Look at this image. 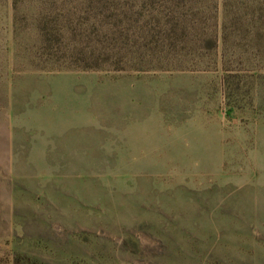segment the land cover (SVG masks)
<instances>
[{"label":"rangeland","instance_id":"1","mask_svg":"<svg viewBox=\"0 0 264 264\" xmlns=\"http://www.w3.org/2000/svg\"><path fill=\"white\" fill-rule=\"evenodd\" d=\"M0 264H264V0H0Z\"/></svg>","mask_w":264,"mask_h":264}]
</instances>
